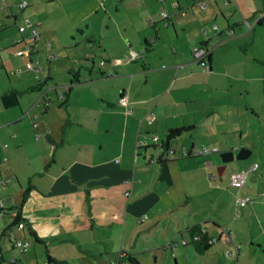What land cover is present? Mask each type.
<instances>
[{
  "label": "crops",
  "instance_id": "crops-1",
  "mask_svg": "<svg viewBox=\"0 0 264 264\" xmlns=\"http://www.w3.org/2000/svg\"><path fill=\"white\" fill-rule=\"evenodd\" d=\"M23 1L0 0V258L15 249L6 243L15 226L12 239L37 245L15 264H40L39 244L55 264H112L121 255L128 264H264V172L250 176L260 165L249 172L256 177L255 186L242 187L249 191L235 189L232 171L224 179L214 156L243 148L252 154L249 125L237 123L257 107L254 99L233 101L244 90L207 89L198 77L214 71L217 48L218 59L229 61L235 27L264 30V0H226L222 9L217 0H154L150 7L148 0H116L113 8L97 0L99 7L83 11L92 24L76 27L82 36L79 27L87 30L85 50L76 54L48 35L28 2L20 8ZM215 13L225 21L218 32L208 28ZM33 29L39 39L29 55ZM187 29L208 40L195 50V42L178 47ZM214 38L221 41L212 50ZM241 38L248 42L246 33ZM199 48L209 56L196 57ZM98 55L104 64L97 71ZM38 59L40 70L29 68ZM181 127L188 130L166 146L169 131ZM201 127L224 139L223 149L198 136ZM202 145L218 151L197 154ZM245 195L251 200L237 206L235 197ZM199 231L211 239L205 252L191 242Z\"/></svg>",
  "mask_w": 264,
  "mask_h": 264
},
{
  "label": "rangeland",
  "instance_id": "rangeland-1",
  "mask_svg": "<svg viewBox=\"0 0 264 264\" xmlns=\"http://www.w3.org/2000/svg\"><path fill=\"white\" fill-rule=\"evenodd\" d=\"M217 1L219 2L220 4L219 7L221 9L223 7H226L227 5L226 0H222V1L217 0ZM26 2L29 3V6L26 9L29 12H31L36 19H42L44 21V28H46V32L52 39L56 41L58 40L57 42L61 41L66 45L69 44L68 48H66L68 53H73V54L82 53L83 50H85L84 44L86 42H84V38L87 35V30L85 29V27H79L80 30L85 32V34H83L84 36H82V34L79 35L76 27L78 25L84 26L83 24H85V22L92 24L94 19L88 20V17L83 13V11L87 10L88 8L93 9L95 7L96 8L99 7L100 4L97 0H26ZM115 2L116 0H113V1L105 0L104 6L105 5L107 7L112 6L113 8L115 6ZM155 4L156 2L154 0H148L147 2L148 7L156 6ZM196 9L199 10V7H196ZM99 16H101V14H99ZM210 16L212 18H215L213 19L214 22L212 23L216 25L218 24L220 27L224 26L225 21L222 20L221 16L218 13L210 14ZM204 17L205 16H202V18ZM107 22H108V19L107 20L105 19L104 23L106 24ZM198 22L199 21H197L196 23ZM211 24L208 26V28L211 27ZM161 25H162V21H160V26ZM218 25H217V29L214 31L218 32ZM235 28L236 30H235L234 36L231 38L232 40L230 41L227 47V50L229 52V57H230V59H228L229 61L223 62L220 59H218L217 56H221V55H218L221 48H217L215 52L216 57L214 59V64H215L214 71L207 75L200 74L198 76V77H202V79L200 80L201 82L206 80L203 84L204 85L203 87H207V89H231L232 88V89H237V90H244V93L241 96H234L233 101L241 102L245 100V98H248L251 100L254 99V106L257 107V109L254 110V115L251 114L250 116L249 112L246 111V114H247L246 122H242V118H240V121L237 123L238 126L249 125V132L253 136L252 144H255L252 148V154L245 159H240V160L233 159V160H228L225 162L222 161V158L224 156L222 151L214 154L216 159H218V161L220 162L219 166H224L226 168L225 173H224V179H226V176L230 171L233 172L234 170H247L255 162L258 164V166L260 165V167L257 171L250 173V176L251 174L264 172V60L261 61L260 59V57L264 58V37H262L261 35V32L264 30L261 29V27L259 26H256L254 29L250 31H248L249 29L241 30V29H238L237 27ZM186 31L187 33H185L184 41L176 39V44L178 45V47H184V48L189 47V46L192 47L193 43H190V42H195L196 45L192 47V49L195 50L197 47L201 45V42L208 40L207 37L201 38V36H197L194 30L187 29ZM212 32L213 31H209L207 35L212 37L213 36L211 34ZM227 33L229 34V32ZM243 33L247 34V37H248L247 43H245L244 39L241 38ZM263 35H264V32H263ZM72 37H74L75 39L73 40ZM161 37L162 38L157 40L153 46V48L155 49L153 50L154 53L161 52L160 50L163 46V41L165 38V35L162 32H161ZM77 39L82 40V43L81 45L78 46V48L75 45V41H77ZM102 39L105 40V38H102ZM220 41L221 40L219 38H214L211 42H209L210 49L213 50L214 47H216V45H218ZM99 43L100 41H97L95 43L96 54H102V51H101L102 47L99 46ZM127 53L128 55L129 54L131 55L130 51H127ZM150 53L151 52H147L146 56L147 57L154 56L152 55V53L151 54ZM95 60L96 62H95L94 68L95 70H97L100 67L99 55L95 58ZM77 66H78V63H75L74 67H77ZM224 66H227V69H225ZM222 71L230 72V74H232V77L230 75H227L226 72H222ZM227 77H229V79H227ZM115 79L117 80V78ZM117 83L118 84L121 83L123 86L124 83H128V80L126 79L125 76L122 75L121 78H119V82ZM226 85L229 87L226 88ZM97 86L105 87L107 86V83L102 82L98 84ZM194 88H195V85H194ZM197 88L198 87H196L194 91ZM191 97L196 98L198 97V94L194 92V95L192 94ZM150 117L151 116L149 114L148 122H149ZM190 117L191 116L189 115V118ZM196 119L198 120L197 114H196ZM208 129L209 128L207 127H201L198 131V136L202 137L206 142L216 141L217 139L215 138V135H212L213 132ZM237 140L238 139L235 136H234V139H232V141L236 143L238 142ZM216 144L218 145L219 148L223 149L222 146L225 144V141L224 139H222L221 141H216ZM202 146H203L202 148H209V149L212 148L210 146L209 147H204V145ZM237 153L238 151H235L234 154L236 155ZM253 177L254 178L248 179V181L246 182V185H250V186L256 185V179H255L256 177L255 176ZM242 190L249 191L247 187L242 188ZM262 197H264V194H262ZM13 232L14 233L10 235L11 240L10 239L6 240V243L9 247H11L12 243L14 242L13 241L14 239L12 238H14V234L16 233L15 226H13ZM1 237H0V240H1ZM34 246H37V245H35L34 243V244L29 245L28 246L29 248L27 247L28 253H30L32 256H33ZM38 246H39L38 251L40 250V258H42L40 260V264H55V262L47 263V255H46L45 249L43 250V248H41V244H39ZM16 251H18V248L17 250L16 248L15 249L10 248L9 251L3 252L4 256H3V259L0 258V264H15L19 262L20 257L22 258V256H20V254H18L19 252L17 253Z\"/></svg>",
  "mask_w": 264,
  "mask_h": 264
},
{
  "label": "built area",
  "instance_id": "built-area-1",
  "mask_svg": "<svg viewBox=\"0 0 264 264\" xmlns=\"http://www.w3.org/2000/svg\"><path fill=\"white\" fill-rule=\"evenodd\" d=\"M25 5H26V1H23V2H21L20 7H24ZM162 15H164V13H162ZM211 28L213 30H216L217 29V25L214 24V23H212L211 24ZM23 29H24V27H20L18 29L19 30V33H21V31ZM38 39H39V36H38L36 30L33 29L32 34L27 38V41L29 43L35 44L38 41ZM32 51H35V49L30 50V47L27 49V53L28 54H30ZM194 54H195L196 57H198V58L200 57L201 58L202 56L205 55V50L202 49V48H199V49H197L195 51ZM138 55L139 54H137L135 52L132 53V56L134 58H136ZM33 66L35 67V70L36 71H39L40 70V67H39V59L36 60V62L33 63V65L30 64L29 65V68H32ZM119 102H120V105L126 106L128 104L127 96H124V95L121 96ZM150 116H151L150 117V121H152L155 118V116L152 113H150ZM156 138L157 137L154 135L153 136V139H156ZM216 151H218V148L217 147H212L210 149L209 148H201L198 151L197 154H204V153L216 152ZM257 167H258V164L255 162L247 170H236V171L231 172L229 174V177H228L230 185L232 187H236V188H240V187L244 186V184H245V182L247 180L248 172L250 170H255ZM128 194H129V192H126L125 193V195H128ZM250 200H251V197H249V196H244V197H238V196H236L235 199H234V202H235V204L237 206H245ZM12 215H13V217H15L16 216V213H12ZM17 228L19 230H24L25 229V223L22 222V221L17 222ZM13 246L16 249L18 248L19 254H22L27 249L28 243L27 242H21L19 240H14ZM124 259H125V256L124 255H121V257L116 262H114L112 264H128Z\"/></svg>",
  "mask_w": 264,
  "mask_h": 264
},
{
  "label": "trees",
  "instance_id": "trees-1",
  "mask_svg": "<svg viewBox=\"0 0 264 264\" xmlns=\"http://www.w3.org/2000/svg\"><path fill=\"white\" fill-rule=\"evenodd\" d=\"M20 8H22V7H20ZM20 27H23V26H20ZM19 27V28H20ZM32 34V33H31ZM37 43V42H36ZM36 43L35 44H32V43H30L29 44V47H30V50H33V49H35V51H36ZM31 45V46H30ZM32 53V52H31ZM30 53V54H31ZM29 54V55H30ZM209 56V52L208 51H206L205 50V57H208ZM104 63V61H101L100 62V64L102 65ZM31 65H33V63H31ZM33 68V67H32ZM188 129L187 128H184V127H181V128H176V129H173V130H170L169 131V135L167 136V143L168 144H166V146H168L169 145V141H171V140H173V139H175V138H177V137H179L183 132H186ZM244 149V148H243ZM188 156H190V155H188ZM168 158H166V159H163L162 157H159L158 158V160H159V162H163V161H165V160H167ZM258 168V167H257ZM256 168V169H257ZM255 169V170H256ZM250 171H254V170H250ZM249 171V172H250ZM249 172H248V175H249ZM230 174V173H229ZM229 177V176H228ZM247 179H248V176H247ZM247 181V180H246ZM246 185V182H245V184H244V186ZM243 187V186H242ZM236 188V187H235ZM245 196H247V195H245ZM23 202V201H22ZM1 211V210H0ZM1 212H5L4 211V209H2V211ZM13 217V216H12ZM13 219H14V223H15V221H16V223L17 222H19L18 220L19 219H17L16 217H13ZM1 237V236H0ZM191 242H192V244L196 247V249H197V251H199V252H205V251H207L208 249H209V247H210V242H211V239L207 236V234L205 233V232H202V231H199L197 234H194V236L193 237H191ZM0 256H2L1 255V253H0ZM126 258V257H125ZM127 259L129 260V261H134V259L132 258V257H129V256H127ZM51 262V261H50ZM60 263H64L63 261H60Z\"/></svg>",
  "mask_w": 264,
  "mask_h": 264
},
{
  "label": "water",
  "instance_id": "water-1",
  "mask_svg": "<svg viewBox=\"0 0 264 264\" xmlns=\"http://www.w3.org/2000/svg\"><path fill=\"white\" fill-rule=\"evenodd\" d=\"M251 154V150L249 149H241L236 155H234L232 152H230L229 157L223 156L222 161H228L233 159H245Z\"/></svg>",
  "mask_w": 264,
  "mask_h": 264
}]
</instances>
